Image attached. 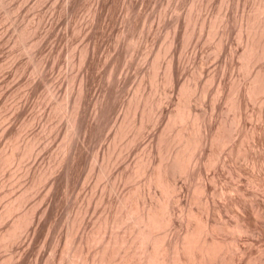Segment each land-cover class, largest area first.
<instances>
[{
  "label": "rangeland",
  "instance_id": "374dc122",
  "mask_svg": "<svg viewBox=\"0 0 264 264\" xmlns=\"http://www.w3.org/2000/svg\"><path fill=\"white\" fill-rule=\"evenodd\" d=\"M263 1L264 0H0V237L2 236V238H6L7 240L4 241L0 239V264H65L67 262L69 263L68 260L71 258L70 254H74L71 253V251L74 252V250H77L81 245L82 257L88 256L87 258H91L92 253H96V247L99 246L97 249L100 250V248H102V243L111 235L110 231L112 229V224L109 225L110 230L109 227L105 226V228L104 224L106 220L104 221V219H115L116 214L114 213H116L115 211L121 197L130 195L140 203V199H137L139 196L136 197V195H139L141 191L148 195H153L155 192L158 195L160 194L156 187L151 186L152 189H150L151 187H148V184H146L147 174L145 178V176H143L145 174L141 176L142 173L136 174L135 171H137L140 166V164L138 165V163H140L139 158L143 159L147 156L150 157L148 151L154 153L151 154L152 156L150 159L153 158L154 162L156 164L158 163L160 156L155 145L158 143V139L162 133L160 131H163L166 127L165 124H168L167 121H169L168 117L170 115L169 110L173 112L174 109L177 108L176 105L182 104L184 106V102L186 101L190 106H193V108L196 107L193 109V112L196 113L198 111L196 114L204 118V122L201 118L199 119V123L202 125L206 124L207 126H204L208 129L209 133L227 132L228 130L231 131L230 128H233L232 134L236 135H233L230 141L231 143L229 142L230 144L225 146L227 149L225 147L223 148L227 151L221 150V153L223 154L224 152V154H221L222 156L220 155V161L213 163V165L210 164V160L207 162V159H211L209 157L210 155L212 157L215 151V148L214 151H211L209 149L211 147L207 145V148L205 146L204 153H202L205 155L208 152L207 155H202L203 159H201V161L203 163L200 161L201 163L199 162V164L195 166L196 168L191 165V169L189 168L186 170L189 175L191 174V178L187 173L185 174V172L182 173L185 174L182 175L183 178L179 176L181 174L177 176L176 184L180 183L177 185L178 187L180 186L177 198L181 201H177L179 206L177 202L176 206L178 209L182 206L183 209L190 207L195 210H193L195 212L194 214L198 215V217L205 214L204 217L209 218L208 221L210 223L214 222L215 224V221L218 220L215 226L219 228V231H217L218 229L215 230L216 236H214L217 237L218 233V239L222 240L223 238L222 241L227 242L230 246L234 243L232 247L235 245V249H233L238 250H236L238 254L234 250L231 251L232 248L229 250V253H227L228 256H226L228 263L230 262L231 264L233 261L232 264H262V262L264 264V261H262L264 260V219H262L264 218V213H262L264 210V203L262 202V200L264 201V191H262L264 190V146L260 148L261 145H264V105L262 104L264 103V93H261L262 96L260 95L258 98L255 96L257 99L255 97L252 99V97L248 96L246 90L247 86L250 85L248 84L250 83L249 81L254 77L258 65L261 67V64L262 67H264V60L261 59L264 54L260 58L261 61L256 62V65L255 62H248V59H246L244 55L242 56V51H244L243 49L246 47V42L249 41V37L247 36H251L252 33L256 36L260 33L257 36L259 40L254 34L252 36L254 40L260 41L256 43L259 45V51H264V17H262L264 16V8H261V5L264 6ZM254 6L257 10L254 8L253 12L252 8ZM250 14H252V17ZM259 17L263 19V21L261 20V24L263 23L262 26L260 24V19L256 22L257 19L255 18ZM253 19H255V21ZM204 21L205 24L202 23ZM248 22H251V24ZM247 25H249V27H247ZM250 25H252V27H250ZM245 26L249 29H245ZM253 27L254 29H252ZM255 29L256 32H254ZM244 30H246V32ZM242 58L247 64H250L249 67H247L249 64H245ZM243 64L246 65V68ZM251 66L252 68L255 66L256 69H253V74L251 73L252 75L250 76L249 72L252 70V68L250 69ZM169 67L172 71L170 69L168 70ZM245 69H248L249 72ZM166 70L167 74L165 73ZM172 72H174V74H172ZM168 74L169 77L167 76ZM166 76L168 79H166ZM236 80L238 81L237 83ZM247 80L249 81L247 82ZM170 81L171 83L169 84ZM245 82H247V84ZM239 84L243 89H240ZM183 85L186 88H184ZM234 86L236 87L235 89L233 88ZM197 87L199 88L197 89ZM204 88L205 91L203 92ZM139 91L142 93H139ZM220 92H222V94ZM228 93L230 95L233 93L235 96H233L232 102L230 101L232 95L229 97ZM188 94L192 96H188V99H186ZM199 94H203V96ZM140 95L142 96L140 97ZM144 95H149L148 97L152 102L148 97L145 98ZM178 97L180 98L178 99ZM216 97L218 100H216ZM136 98L137 100L140 99V102L137 101ZM249 99L253 101H248ZM131 100L134 101V104H132ZM145 100L146 102H144ZM135 101L137 102L135 103ZM237 101H239L240 106ZM154 102L158 103L155 104ZM135 104H139V106ZM261 105H263V109ZM228 106H230V108L233 106V108L229 109L227 108ZM241 106L242 110L240 109ZM160 107L163 110H161ZM235 108L236 110L233 111ZM136 110H140L143 114H140L141 112L139 111V113ZM259 110H262V113ZM152 111L156 113L157 116L152 113ZM238 111L242 113L239 114ZM127 113L129 114L127 115ZM131 114H133V116ZM135 115L137 119L139 118L138 122ZM139 115H141L142 122L140 121ZM166 115L168 117H166ZM209 117L213 118L208 119ZM149 118L151 120L146 122ZM232 118L234 121L236 120V123H232ZM129 119H134L135 125L134 122H131ZM225 119L229 120L225 121ZM237 119H241L239 120L241 124H239ZM152 120H154L153 124ZM208 120H213V122H209ZM222 120H224V122ZM139 121L142 123V127ZM222 122L223 124L221 126ZM228 122L232 124L230 123V125ZM130 123L133 124L134 127L131 126ZM121 124L122 126L127 124V126L124 125L127 128L123 126L124 129H120L121 131L118 130V128H122ZM129 124L131 128L128 127ZM210 124H212L211 126L213 127H210ZM143 126H146V128ZM204 126L202 127L204 128ZM236 126L238 127L236 128ZM129 128L132 129L130 133L128 131L130 130ZM136 128H139L136 130L139 134L135 133ZM226 128L228 129L227 131H225ZM144 129L146 131H144ZM233 130H236L239 136L236 132L233 133ZM122 131L123 134H121ZM138 131H141V133ZM124 132L127 134H124ZM132 133H134V135H132ZM69 134L72 135L73 138L72 136L69 137ZM121 135L122 137L125 135V140ZM126 135L129 137L127 138L128 141L126 140ZM114 136L116 138H114ZM132 136L136 137V139ZM141 136L143 137L142 139ZM236 136L238 138H236ZM120 137L123 141L120 140ZM246 137L247 139H253V141L247 140ZM114 139H117L119 144L118 145L115 140L117 147L113 142ZM131 140L135 143L134 145L133 143L130 145V142H132ZM247 141L248 143L246 144ZM249 141H251L252 144H249L251 143ZM236 144H240V148H238ZM62 145L66 146L62 147ZM121 145L123 146L122 149ZM244 145H247V147ZM150 146L153 147V149L147 151V149H151ZM72 147H75V149ZM115 147L117 150H115ZM154 147L156 148L155 150ZM111 148L113 151H111ZM241 148L243 150H241ZM235 149L239 150L241 154H238L239 151L234 152ZM73 150L76 153L73 152ZM109 150L110 153L112 152L110 155L109 153L107 154ZM231 151H233V153H231ZM242 151L244 153H242ZM249 151L250 154H248ZM230 153L231 155H236L231 156ZM73 154L76 156L73 157ZM142 155L145 157H142ZM239 155L241 158H237ZM245 155L247 157H245ZM235 157L237 160H235ZM243 158H248L247 160H250L244 161L245 159ZM262 158L263 160H261ZM253 160L254 164L252 163ZM136 161L138 162L137 164ZM249 162H251L250 165ZM154 164L153 167L155 168L156 164L155 166ZM221 166L224 167L221 168ZM153 167H151L150 170H152ZM197 167L200 172L197 171ZM212 167H214V169ZM208 168L210 170H207ZM247 168L250 174L245 173L247 172ZM214 171L216 173H213ZM258 173H262L263 175H259ZM203 174L204 176L207 174L209 178H207V176L204 177ZM237 176H239V179ZM249 176H252V179ZM212 177L217 179L211 180ZM186 178H190V182ZM259 178L261 179L260 181ZM208 179L211 180V182ZM236 179L238 180L234 181ZM246 179L248 180L246 181ZM178 180L180 181L178 182ZM184 180H186V182ZM198 180L201 182H198ZM250 180L254 181L255 185L252 184L253 182L250 184ZM188 182L189 184L192 183L190 184L192 185L190 188L189 184H187ZM139 183L140 186L143 184L142 187L145 189L139 187L137 190ZM246 183L250 185H246ZM260 183L261 186L263 185V189ZM203 184L207 185L206 190H209L203 191L202 188L200 190ZM240 184L241 189L239 188ZM197 185L200 187L197 188ZM212 185L214 186L212 187ZM231 185L232 188L230 187ZM233 185H235V188ZM256 185L260 187L261 190L257 188ZM193 188L195 189L193 190ZM229 188H231L232 191ZM245 188L249 192L246 191ZM247 188L251 189L249 190ZM203 189H205L204 185ZM210 189L213 192H211ZM132 190L133 195L131 194ZM135 190L137 191L136 195ZM152 190H154V192ZM196 191L197 193L200 192L196 194L197 196L199 195L198 198L196 195L195 198L192 194L193 192L195 194ZM188 192L192 193L188 194ZM224 192L226 194H224ZM240 192L247 196L241 195ZM202 193L206 194L204 195ZM215 193H222L223 197L221 194ZM256 193L262 198L259 199L260 197L258 198ZM214 194L217 197H215ZM249 195L253 197L251 198ZM186 196H188L187 198L189 200L185 199ZM233 199L239 202H236L238 208L234 206L235 202ZM257 199L258 202L262 204L256 202ZM192 200L193 202L196 201L197 204H193ZM251 200H253L251 203H257L256 206L252 204L255 206L252 208L258 211L259 215L251 208V203H248V201ZM115 201H117L118 204ZM179 202H181L182 206ZM186 202L192 203L193 206L192 204L188 205L189 203L187 204ZM212 203L217 207H214ZM205 204L208 206L211 204L209 206L208 215L206 214V207L208 206ZM258 205H260V207L262 206L261 209L258 208ZM246 206L248 208L250 207L248 209L249 211ZM200 207L205 210L204 214L203 212L200 213V211H202ZM109 208L111 210L110 212H108ZM213 209L218 210L214 211ZM243 210L244 212L246 211L244 213L246 216L243 215ZM231 211L233 213H230ZM29 212L33 215L31 216V220H29L30 222H28L29 226H26V232L24 230L22 235H19L20 238L17 237V241L8 240L7 238L10 235L9 230L12 232V229H14L13 227H16L18 222H22L24 218L30 214ZM111 212H113V215L110 214ZM177 212V223L175 222L176 225H174L171 231L173 232L176 229V231L178 230L179 232H171L172 235L176 233L183 234L185 231L184 229H187L185 228L187 227V222L193 223V227L196 226V221L199 219L197 216L194 219H188L186 214L179 216V214L182 213L179 210ZM234 212L235 214L237 213V215H234ZM249 212L254 215H250ZM255 214L258 217H256ZM209 215L212 216L209 217ZM214 216L217 217L215 220ZM222 216H224L223 219L225 222ZM233 216L237 217L234 219ZM184 218H187L185 219L187 221H185ZM242 219L246 221L249 219V221L248 223L243 221V223L241 222ZM255 219H257L256 222H254ZM179 223H182V225H179ZM222 223L227 225L229 223V226H234V228L232 226L229 227V230H233V232H230L228 229H220L222 225L224 226ZM98 226L100 228L103 226L107 230L102 228V230H105L102 231ZM235 226H239L242 231L238 229L239 227ZM77 227L81 232H79L80 230ZM119 227L114 226L112 230L119 229L115 231L121 236L124 234V227L121 225ZM177 227L180 228L178 229ZM92 228L96 230L93 231ZM98 228L99 230H97ZM235 228L238 229V231H234ZM259 228L261 231H258ZM77 231L78 234L76 233ZM159 231H162L160 233L163 235L164 230L160 229ZM159 231H157L158 235H160ZM243 231H245V233ZM7 232L8 237L4 236L5 234L7 235ZM95 232L98 233L95 234ZM88 233L91 235L89 236ZM238 234H241V237H239ZM93 235H96L94 236L95 238ZM231 235H233V238ZM220 236H222V238ZM257 236H260L259 239ZM89 237L91 243H88ZM235 237L239 240L237 239V241ZM70 238L72 242L71 240L68 241ZM228 238H230L229 242L226 240ZM240 238L243 241L242 244V241L239 243L241 240ZM244 238H248L249 240H245ZM83 240L85 242L88 241L84 243ZM252 240L253 242H251ZM248 241H250V243ZM75 242L77 244L79 242L80 244L77 246ZM87 243L89 246H87ZM92 243H94V245ZM239 247L241 250H239ZM68 249L70 250L67 253L66 250ZM63 251L67 253V256H65L66 253L64 254ZM240 251L245 253L241 254ZM229 254H232L231 258L233 260L229 258ZM61 256L62 258H60ZM235 256L236 258H234ZM241 256L243 257L240 258ZM61 259L64 262H59ZM249 259L250 261L253 260V262L255 260V262L251 263Z\"/></svg>",
  "mask_w": 264,
  "mask_h": 264
},
{
  "label": "bare ground",
  "instance_id": "6f19581e",
  "mask_svg": "<svg viewBox=\"0 0 264 264\" xmlns=\"http://www.w3.org/2000/svg\"><path fill=\"white\" fill-rule=\"evenodd\" d=\"M256 1H258V0H256ZM260 3V2H259ZM263 3H264V1H263ZM262 3V4H263ZM256 4V3H255ZM261 4V3H260ZM257 5H259V4H257ZM256 5V6H257ZM253 6V5H252ZM260 6V5H259ZM264 8V6H262L261 5V8ZM255 8V6L252 8V10ZM256 9V8H255ZM257 10V9H256ZM259 10V9H258ZM261 10V9H260ZM250 12V11H249ZM253 12H254V10H253ZM256 12V11H255ZM264 12V11H263ZM262 12V13H263ZM251 13H252V11H251ZM257 13V12H256ZM262 13H260V14H262ZM249 14V13H248ZM253 15H254V13H252ZM252 14H250L251 15V17H252ZM263 15V14H262ZM247 17V16H246ZM251 17H250V19H251ZM255 17H258V16H255ZM262 17H264V16H262ZM261 17V18H262ZM249 18V17H248ZM254 18V17H253ZM255 19H257V21L256 22H258V19H260V17L259 18H255ZM255 19H253L254 21H255ZM246 20H247V18H246ZM261 20L263 21V19H260V24H261ZM241 21H243V20H241ZM253 21V22H254ZM244 22V21H243ZM256 22H254V23H256ZM202 23H204L205 24V21L204 22H202ZM249 23V22H248ZM264 23V22H263ZM263 23L261 24V26L263 25ZM203 24V25H204ZM242 24V23H241ZM249 24H251V22L249 23ZM257 24V23H256ZM259 25V24H258ZM257 25V26H258ZM254 26V25H253ZM256 26V25H255ZM260 26V27H261ZM241 27V26H240ZM242 27H243V24H242ZM247 27H249V25H247ZM250 27H252V25H250ZM257 28V27H256ZM245 29H247L246 28V26H245ZM249 29V28H248ZM247 29V30H248ZM252 29H254V27L252 28ZM260 29V28H259ZM263 29V28H262ZM251 30V29H250ZM245 32H246V30H244ZM253 31V30H252ZM251 31V32H252ZM260 31H261V29H260ZM242 32V31H241ZM248 32V31H247ZM254 32H256V29L254 30ZM257 32H258V30H257ZM241 34V33H240ZM244 34V33H243ZM254 33H252L251 34V36L253 35ZM260 33H258V35H259ZM262 34V33H261ZM257 35V36H258ZM243 36V35H242ZM250 35H248L247 37H249L248 38V40L249 41H247L246 42V47H245V49H243L244 51H242L243 53H242V56L244 55V57L246 58V59H248V62H255V65L257 64L256 62L257 61H261L260 60V58L262 57V55L264 54V51L262 52H260L259 51V49H258V46L259 45H257L256 43H259L257 40H254V38H253V36L251 37ZM254 36H256L255 34H254ZM256 36V37H257ZM260 36H262V35H260ZM259 36V37H260ZM263 36H264V34H263ZM241 37V36H240ZM244 37V36H243ZM242 38V37H241ZM246 38V37H245ZM258 38V37H257ZM244 39V38H243ZM256 39V38H255ZM262 39V38H261ZM258 40H259V38H258ZM264 40V39H263ZM256 41V42H255ZM262 41V40H261ZM244 42V41H243ZM264 42V41H263ZM263 42H262V45H263ZM261 44V43H260ZM264 46V45H263ZM262 47V46H261ZM260 48V47H259ZM263 48V47H262ZM261 50V49H260ZM264 57V56H263ZM261 58V59H263L264 60V58ZM240 58H241V56H240ZM243 59V58H242ZM244 60V59H243ZM242 60V61H243ZM171 61V60H170ZM169 62V61H168ZM167 62V63H168ZM244 62H245V64H247L246 63V61L244 60ZM263 62V61H262ZM170 63V62H169ZM168 63V64H169ZM264 63V62H263ZM171 64H172V62H171ZM245 64H243V65H245ZM249 64V63H248ZM247 64V65H248ZM252 64H254V63H252ZM169 66V65H168ZM167 66V67H168ZM171 66V65H170ZM241 66V65H240ZM250 66V64L247 66V67H249ZM260 66L261 67H259V65H258V68H257V70H255L256 68H255V66H254V68H252V66L250 67V69L252 68V70H251V72H249L248 71V69L246 70V71H248L247 73L251 76L252 74H253V72L252 71H256L255 73H254V77H252V79L249 81V80H247V82L249 81L250 83H248V84H250L249 86H247V88H246V90H247V94H248V96L249 97H252V99H254V97L256 96L257 98H258V96H260L261 95V93H264V67H262V65L260 64ZM243 67V66H242ZM257 67V66H256ZM240 68V67H239ZM244 68V67H243ZM242 68V69H243ZM245 68H246V65H245ZM165 69H166V67H165ZM170 69V67L168 68V70ZM254 69V70H253ZM171 70V69H170ZM172 71V70H171ZM173 71H174V69H173ZM167 72V70L165 71V73ZM246 73V72H245ZM252 73V74H251ZM167 74V73H166ZM165 74V75H166ZM172 74H174V72H172ZM245 75H247V74H245ZM168 77H169V74L167 75ZM166 76V79H168V77ZM171 76V75H170ZM250 76H249V78H250ZM174 77V76H173ZM175 78V77H174ZM248 78V77H247ZM165 79V80H166ZM170 80H171V77H170ZM174 80V79H173ZM164 81V80H163ZM172 81V80H171ZM171 81L169 82V84L171 83ZM168 82V81H167ZM167 82H166V84H167ZM238 81L236 80V83H237ZM247 82H245L246 84H247ZM157 83V82H156ZM162 84H164V83H162ZM168 84V85H169ZM194 84V83H193ZM234 84V83H233ZM241 84V83H240ZM239 84V87H240V89L242 88L241 87V85ZM243 84V83H242ZM188 85V84H187ZM197 85V84H196ZM238 85V84H237ZM205 86V85H204ZM183 87H184V85H183ZM183 87H181V88H183ZM201 87V86H200ZM203 87V86H202ZM220 87V86H219ZM219 87H218V89H219ZM184 88H186V87H184ZM199 87H197V89H198ZM234 89L236 88L235 86L233 87ZM188 89V88H187ZM196 89V90H197ZM243 89V88H242ZM244 89H245V86H244ZM181 90H184V89H181ZM203 90V89H202ZM201 90V91H202ZM206 90H207V87H206ZM224 90V89H223ZM236 90H238V89H236ZM236 90H234V91H236ZM205 91V88H204V90H203V92ZM219 91H221V90H219ZM233 91V92H234ZM240 91V90H239ZM238 91V92H239ZM243 91V90H242ZM141 91H139V93H140ZM180 92H183V91H180ZM243 92H245V91H243ZM142 93V92H141ZM221 94H222V92H220ZM137 94V93H136ZM191 94H193V93H191ZM194 94H196V93H194ZM201 94V93H200ZM199 94V95H200ZM205 94V93H204ZM216 94V93H215ZM219 94V93H218ZM221 94H219V95H221ZM238 94V93H237ZM206 95V94H205ZM217 95V94H216ZM228 95H229V97L231 96V99H230V101L232 100V98H233V93L230 95L229 93H228ZM242 95H244V94H242ZM241 95V96H242ZM136 96V95H135ZM142 95H140V97H141ZM145 96V95H144ZM149 95H147V96H145V98H147ZM183 96V95H182ZM188 96H192V95H187L186 96V99H188ZM200 96H203V94L202 95H200ZM215 96V95H214ZM236 96H238V95H236ZM239 96H240V93H239ZM247 96V95H246ZM262 96V95H261ZM181 97V96H180ZM180 97H178V99L180 98ZM217 97L219 98V96L217 95ZM216 97V98H217ZM235 97V96H234ZM245 97V96H244ZM243 97V98H244ZM255 97V98H256ZM137 98H138V96H137ZM137 98H136V100H137ZM142 98H144V97H142ZM144 98V99H145ZM218 98L216 99V100H218ZM242 98V99H243ZM247 98V97H246ZM256 98V99H257ZM148 99H149V97H148ZM148 99H146V100H148ZM182 99V98H181ZM196 99V98H195ZM199 99V98H198ZM197 99V100H198ZM201 99V98H200ZM237 99V98H236ZM238 99H239V97H238ZM241 99V100H242ZM252 99H249L248 101H250V100H252ZM259 99H261V98H259ZM259 99H258V101H259ZM262 99H263V97H262ZM146 100L144 101V102H146ZM150 101H151V99H149ZM161 100V99H160ZM228 100H229V98H228ZM235 100V99H234ZM132 101V104H134L133 102V100H131ZM137 101H139L140 102V99L139 100H137ZM137 101H135V103L137 102ZM180 101V100H179ZM230 101H229V103H230ZM236 101V100H235ZM253 101V100H252ZM255 101V100H254ZM142 102V101H141ZM148 102V101H147ZM152 102V101H151ZM182 102V101H181ZM180 102V103H181ZM199 102V101H198ZM232 102V101H231ZM238 102V104H239V101H237ZM261 102V101H260ZM264 102V101H263ZM155 103V102H154ZM154 103H152L153 105H155V104H157L158 102H156L155 104ZM177 103V102H176ZM185 103V105L183 106L182 104H180V105H176V107L177 108H175L174 109V111L173 112H171L169 109V112H170V115H169V117L166 115V117H168L169 118V121H167L168 122V124H165L166 125V127L163 129V131H160V132H162L161 133V135H160V138L159 137H157V138H159L158 139V143H156V145L153 143V142H151V143H153L154 145H155V147L157 148V152H158V154H159V156H160V160L158 161V163L156 164L155 162H154V160H153V158L152 159H150V157L152 156L151 154H154V153H150L151 151H148V150H152L153 149V147H151V149H147V151L150 153H148V155H150V157L149 156H147L146 158H148V159H146V158H143V159H146V160H143V159H141V158H139L140 160H142V161H140L139 159V162L140 163H138L137 161H136V164L138 163V165L140 164V166L138 167V169H137V171H135L136 172V174H141V176L143 175V174H145V175H143V176H145V178H146V174H147V183L146 184H148V187H151V186H154V187H156V189H158L159 190V192H160V196L158 195V194H156V192H155V194H153V195H148V194H145L144 192L142 193V191L139 193V195H136V193H137V191L135 192V195H136V197L137 196H139V198L137 197V199H140V203H138L139 201H136L134 198H133V196H130V195H128V196H124V197H121V200H119V197H118V200H119V205L117 206V208H116V211L115 210H113V211H115L116 213H114V214H116V217H115V219L113 218L112 220H110V219H104V221L106 220V222H105V224H104V227L106 226V227H109V225L110 224H112V226H111V228L112 229H114L113 227L114 226H123L124 227V234H122L121 236L120 235H118V233H116V231L115 230H117V229H115V230H112L111 229V235H110V237L108 238H106L107 240L105 241V242H103L102 243V248H100V250H98L97 248L99 247H96V253L95 254H93L92 253V255H91V258H87V257H82V253H81V248L80 247H82V245L81 246H79V248H77V250H74V252H72L71 251V253H74V254H70V252H69V254L71 255V258H70V260H68L69 261V263L70 264H227L228 262V260H227V257L226 256H228L227 255V253H229V250H231V248H232V250L231 251H233L235 248H234V246L235 245H233V247H232V244H234V243H232L231 244V246L227 243V242H224V241H222L223 240V238H222V236H220L221 238H222V240H220V239H218L217 237H218V233H217V237H215L216 235H215V230H217V231H219V228H217V226H215V225H217L216 224V222L218 221H215V224H214V222L213 223H210L209 221H208V219L209 218H205L204 217V212H205V210H203L201 207V209H202V211H200V213L201 212H203V214L204 215H201V216H199L198 217V215H195L194 213V209H192V208H188L187 206V209L186 208H182L183 206L181 205V202H179L180 203V205L182 206L181 208H179L178 209V207L176 206V202L177 201H179L180 199H178L177 198V193H178V190H179V187L177 186L178 184H180V183H177L176 184V182H177V176L179 175V174H181V175H179V176H181L182 178H183V176L182 175H185L186 173L188 174V172H186V170H188L190 167H191V165L194 167V168H196L195 166H197L198 164H199V162L201 161V159H203V156L202 155H204V154H202V153H204V151H205V146H206V148H207V145H209V147H211V148H209L211 151H214V148H215V151L213 152V155H212V157H211V155H210V157L209 158H211V159H207V162H208V160H210L209 162H210V164H212L213 165V163H216L217 161H220L219 159L221 158V156L224 154V152H223V154L221 153V150L225 147V146H227L228 144H230L231 142V139H232V136L233 135H236V134H232V129L233 128H230L231 129V131H229L227 128H226V130L225 131H227V132H217V133H215V132H211V133H209V131H208V129L204 126V125H206V124H201V123H199L200 121H199V119H201L202 117H200V115H198V114H196L195 112H193V109H195V108H193V106H190L188 103H187V101L186 102H184ZM197 103V102H196ZM236 103V102H235ZM131 104V105H132ZM142 104V103H141ZM141 104H140V106H141ZM163 104V103H162ZM192 104V103H191ZM198 104V103H197ZM233 104V103H232ZM237 104V103H236ZM236 104H235V106H236ZM263 105H264V103H262ZM135 105H138L139 106V104H135ZM150 105V104H149ZM194 105H196V104H194ZM230 105V104H229ZM263 105H261L260 107L263 109ZM133 106V105H132ZM161 106V105H160ZM197 106V105H196ZM231 106V105H230ZM230 106H228L227 108H229V109H232L233 108V106H232V108H230ZM239 106H240V104H239ZM136 107V106H135ZM159 107V106H158ZM192 107V108H191ZM237 107V106H236ZM131 108V107H130ZM137 108V107H136ZM156 108V107H155ZM155 108H154V111H155ZM174 108V107H173ZM129 109V108H128ZM134 109V108H133ZM133 109H131V110H133ZM159 109V108H158ZM160 109H161V107H160ZM240 109L242 110V106L240 107ZM239 109V110H240ZM260 109V108H259ZM130 110V109H129ZM161 110H163V109H161ZM198 110V109H197ZM236 110V108L235 109H233V111H235ZM237 110H238V108H237ZM136 111H138V110H136ZM140 111V110H139ZM138 111V112H139ZM167 111V110H166ZM195 111V110H194ZM200 111V110H199ZM227 111V110H226ZM260 111V110H259ZM129 112V111H128ZM133 112V111H132ZM135 112V111H134ZM141 112V111H140ZM139 112V113H140ZM156 112V111H155ZM159 112H161V111H159ZM261 113H262V110L260 111ZM130 113V112H129ZM129 113H127V115L129 114ZM152 113H154L153 111H152ZM201 113V112H200ZM206 113V112H205ZM238 113H239V111H238ZM242 113V112H241ZM241 113H239V114H241ZM260 113V114H261ZM140 114H143L142 112L140 113ZM155 115H156V113H154ZM153 114V115H154ZM166 114H167V112H166ZM207 114V113H206ZM213 114V113H212ZM237 114V113H236ZM235 114V115H236ZM132 116H133V114H131ZM210 115V114H209ZM238 115V114H237ZM243 115V114H242ZM241 115V116H242ZM258 115H259V113H258ZM264 115V114H263ZM130 116V115H129ZM131 116V117H132ZM138 116V115H137ZM140 116V121H141V115H139ZM144 116H145V114H144ZM144 116H142V117H144ZM152 116V115H151ZM157 116V115H156ZM159 116V115H158ZM204 116V115H203ZM207 116V115H206ZM212 116V115H211ZM234 116V115H233ZM240 116V115H239ZM260 116V115H259ZM261 116H262V114H261ZM135 117H136V115H135ZM135 117H134V119H135ZM223 117V116H222ZM238 117V116H237ZM126 118H128V117H126ZM145 118V117H144ZM143 118V119H144ZM205 118H207V117H205ZM211 118H213V117H209L208 119H211ZM221 118V117H220ZM225 118V117H224ZM223 118V119H224ZM243 118V117H242ZM241 118V119H242ZM134 119H129V120H131V122L134 120ZM136 119H137V117H136ZM139 119V118H138ZM138 119H137V122H138ZM154 119H155V117H154ZM156 119H158V118H156ZM203 120V122H204V118H202ZM222 119V118H221ZM233 119V118H232ZM236 119V118H235ZM241 119H237V121H239V120H241ZM127 120V119H126ZM128 120V121H129ZM148 120H151L150 118L149 119H147V121L146 122H148ZM160 120H161V118H160ZM166 120V119H165ZM164 120V121H165ZM227 119H225V121H226ZM229 120V119H228ZM227 120V121H228ZM125 121V120H124ZM139 121V122H140ZM153 121L154 120H152V124H153ZM158 121V120H157ZM201 121V122H202ZM209 121V120H208ZM207 121V122H208ZM223 122H224V120H222ZM231 121V120H230ZM236 121V120H235ZM234 121V119H233V121H232V123L234 122V123H236ZM126 122V121H125ZM134 122V121H133ZM142 122V121H141ZM140 122V123H141ZM144 122H145V120H144ZM209 122H213V120L212 121H209ZM208 122V123H209ZM221 122V121H220ZM223 122L221 123V126H222V124H223ZM127 123V122H126ZM159 123V122H158ZM165 123V122H164ZM216 123V122H215ZM229 123V122H228ZM231 123V122H230ZM229 123V124H230ZM231 123V124H232ZM233 123V124H234ZM131 124V123H130ZM130 124L128 125V127H130ZM147 124V123H146ZM151 124V123H150ZM155 124V123H154ZM157 124V123H156ZM220 124V123H219ZM230 124V125H231ZM239 124H241L240 123V121H239ZM125 125V124H124ZM123 125V126H124ZM134 125H135V122H134ZM148 125V124H147ZM164 125V124H163ZM164 125V126H165ZM212 124H210V127H213V126H211ZM217 125V124H216ZM215 125V126H216ZM236 125V124H235ZM234 125V126H235ZM238 125V124H237ZM121 126H122V124H121ZM122 126V128L120 127V128H118V130H120V129H124V127L125 126H127V124L123 127ZM131 126H133V124H131ZM139 126V125H138ZM137 126V127H138ZM202 126H204V128L202 127ZM207 126V125H206ZM209 126V125H208ZM214 126V127H215ZM218 126V125H217ZM224 126H226V125H224ZM228 126V125H227ZM233 126V127H234ZM134 127V126H133ZM132 127V128H133ZM141 127H142V123H141ZM143 127H145L146 128V126H143ZM238 126H236V128H237ZM240 127V126H239ZM125 128H127V127H125ZM131 128V127H130ZM129 128V129H130ZM209 128V127H208ZM219 128H220V126H219ZM229 128V127H228ZM241 128V127H240ZM137 129H139V128H136L135 129V131L137 130ZM222 129V128H221ZM223 129H225V128H223ZM239 129V128H238ZM132 129H130V130H128L129 131V133H130V131H131ZM134 130V129H133ZM209 130H210V128H209ZM213 130V129H212ZM217 130H219V129H217ZM237 130V129H236ZM236 130L234 131L233 130V133L234 132H236ZM121 131V130H120ZM123 131H126V130H123ZM123 131H122V133L121 134H123ZM144 131H146L145 129H144ZM215 131V130H214ZM237 131H239V130H237ZM254 131V130H253ZM119 132V131H118ZM132 132V131H131ZM134 132V131H133ZM138 132H140L141 133V131H138ZM159 132V133H160ZM249 132V131H248ZM117 133V132H116ZM120 133V132H119ZM126 132H124V134H125ZM135 133H137V131L135 132ZM145 133V132H144ZM237 134H238V132H236ZM127 134V133H126ZM137 134H139V133H137ZM136 134V135H137ZM245 134V133H244ZM249 134V133H248ZM251 134V133H250ZM254 134V133H253ZM70 135V134H69ZM68 135V136H69ZM74 135V134H73ZM129 135V134H128ZM128 135H126V140H127V138H129V137H127ZM132 135H134V133H132ZM141 135V134H140ZM143 135H145V134H143ZM159 135V134H158ZM242 135H243V133H242ZM241 135V136H242ZM252 135V134H251ZM67 136V137H68ZM72 135H70L69 137H71ZM79 136V135H78ZM125 136V135H124ZM123 136V137H124ZM130 136V135H129ZM146 136V135H145ZM156 136V135H155ZM238 136H239V134H238ZM246 136V135H245ZM249 136V135H248ZM253 136V135H252ZM251 136V137H252ZM68 137V138H69ZM118 137H119V135H118ZM117 137V138H118ZM121 137H122V135H121ZM120 137V138H121ZM122 137V138H123ZM133 137V136H132ZM132 137H131V139H132ZM138 137H139V135H138ZM244 137V136H243ZM250 137V136H249ZM67 138V139H68ZM72 138H73V136H72ZM114 138H116L115 136H114ZM120 139L121 141H123V139ZM133 138H135L136 139V137H133ZM140 138V137H139ZM143 137L141 136V139H142ZM157 138H156V140H157ZM235 138V137H234ZM236 138H238L237 136H236ZM235 138V139H236ZM253 138V137H252ZM75 139H76V137H75ZM78 139H80V138H78ZM245 139V138H244ZM243 139V140H244ZM246 139H247V137H246ZM249 139V138H248ZM247 139V140H248ZM74 140V139H73ZM77 140V139H76ZM115 140H116V142H117V139H114V144H115ZM124 140H125V137H124ZM133 140V139H132ZM131 140V141H132ZM137 140H138V138H137ZM249 140H252L253 141V139H249ZM120 141V142H121ZM128 141V140H127ZM130 141V140H129ZM233 141V140H232ZM239 141V140H238ZM246 141V140H245ZM245 141H244V143H245ZM71 142H72V140H71ZM77 142V141H76ZM112 142V143H113ZM135 142V141H134ZM157 142V141H156ZM230 142V143H229ZM234 142V141H233ZM249 142H251V141H249ZM66 143V142H65ZM122 143V142H121ZM128 143V142H127ZM131 143H133V141L132 142H130V145H131ZM243 143V144H244ZM248 143V141L246 142V144ZM72 144H73V142H72ZM77 144V143H76ZM75 144V145H76ZM113 144V145H114ZM117 144H118V142H117ZM117 144H115V146L117 147ZM126 144V143H125ZM135 143H133V145H134ZM241 144H242V141H241ZM249 144H252V142L251 143H249ZM255 144V143H254ZM119 145V144H118ZM152 145V144H151ZM234 145V144H233ZM237 145V144H236ZM240 145V144H239ZM239 145H237L238 146V148H240L239 147ZM63 146H66V145H62V147ZM122 146V145H121ZM120 146V147H121ZM149 146V145H148ZM216 146V147H215ZM241 146V145H240ZM244 146H246L247 147V145H244ZM243 146V147H244ZM257 146V145H256ZM262 146H264V145H261L260 146V148H262ZM109 147H111V146H109ZM115 147V150H117V148ZM119 147V146H118ZM154 147V150L156 149ZM242 147V148H243ZM250 147V146H249ZM248 147V148H249ZM254 148H256L255 146H253ZM65 148V147H64ZM72 148H74L75 149V147H72ZM114 148V147H113ZM123 148V146L121 147V149ZM129 148H131V147H129ZM128 148V149H129ZM212 148H213V150H212ZM217 148H219V149H217ZM226 148V147H225ZM234 148H235V146H234ZM241 148V150H243ZM63 149V148H62ZM112 149V148H111ZM126 149V148H125ZM217 149V150H216ZM227 149V148H226ZM233 149V148H232ZM247 149V148H246ZM245 149V150H246ZM63 150H65V149H63ZM209 150V151H210ZM224 150V149H223ZM230 150V149H229ZM234 150V149H233ZM253 150V149H252ZM111 151H113V149L111 150ZM224 151H227V150H224ZM236 151H239V150H236L235 149V151L234 152H236ZM247 151V150H246ZM73 152H75L74 150H73ZM153 152V151H152ZM261 152H262V149H261ZM263 152H264V149H263ZM76 153V152H75ZM109 153V155L112 153H110V150H109V152H107V154ZM144 153H145V151H144ZM206 153V152H205ZM231 153H233V151H231ZM231 153H230V155H231ZM242 153H244L243 151H242ZM246 153V152H245ZM207 154H208V152H207ZM207 154H205V155H207ZM222 154V155H221ZM238 154H241V152L239 151V153ZM248 154H250V151L248 152ZM247 154V155H248ZM74 156L73 157H75L76 155L75 154H73ZM204 155V156H205ZM221 155V156H220ZM226 155V154H225ZM224 155V156H225ZM236 155V154H235ZM235 155H231V156H235ZM244 155V154H243ZM62 156V155H61ZM144 155H142V157H143ZM155 156V155H154ZM201 156H202V158H201ZM242 156V155H241ZM249 156V155H248ZM145 157V156H144ZM156 157H157V155H156ZM227 157V156H226ZM238 157H240V155L239 156H237V158ZM244 157V156H243ZM245 157H247L246 155H245ZM63 158V157H62ZM208 158V157H207ZM241 158V157H240ZM249 158H251V157H249ZM243 159H245L244 161H249V160H247L248 158H243ZM158 160V159H157ZM233 160H234V158H233ZM235 160H237L236 159V157H235ZM239 160H241V159H239ZM252 160V159H251ZM261 160H263V158L261 159ZM244 161H243V163H244ZM264 161V160H263ZM62 162V161H61ZM202 162V161H201ZM200 162V163H201ZM205 162H206V160H205ZM224 162V161H223ZM231 162H233V161H231ZM236 162V161H235ZM262 162V161H261ZM60 163V162H59ZM156 164V167L154 168L153 167V164ZM203 163V162H202ZM219 163V162H218ZM225 163V162H224ZM223 163V164H224ZM250 163L251 162H249V165H250ZM253 164H254V160H253V162H252ZM260 163V162H259ZM258 163V164H259ZM263 163V162H262ZM155 164H154V166H155ZM206 164V163H205ZM204 164V165H205ZM209 164V163H208ZM221 164V163H220ZM222 164V165H223ZM242 164V163H241ZM253 164H251V165H253ZM216 165H218V164H216ZM246 165H247V162H246ZM245 165V166H246ZM199 166H201V165H199ZM207 166V165H206ZM210 166V165H209ZM248 166V165H247ZM260 166L262 167V165L260 164ZM151 167H153L154 168V170H153V168H152V170H150L151 169ZM204 167V166H203ZM203 167H202V169H203ZM211 167V166H210ZM218 167V166H217ZM222 167H224V166H221V168ZM238 167V166H237ZM255 167H257V166H255ZM193 168V170L195 171V169ZM200 168V167H199ZM206 168V167H205ZM213 169H214V167H212ZM249 168V167H248ZM248 168H247V172H245V173H248ZM191 169V168H190ZM213 169H211V170H213ZM218 169V168H217ZM240 169V168H239ZM252 169V168H251ZM192 170V171H193ZM207 170H210L209 168L207 169ZM206 170V171H207ZM257 170V169H256ZM262 170V169H261ZM131 171H133V170H131ZM130 171V172H131ZM193 171V172H194ZM197 171H199L200 172V170H198V167H197ZM217 171V170H216ZM239 171H241V170H239ZM250 171V170H249ZM255 171V170H254ZM257 171H259V170H257ZM129 172V173H130ZM183 172H185V174H182ZM191 172V171H190ZM192 172V173H193ZM202 172V171H201ZM207 172H209V171H207ZM211 172V171H210ZM243 172V171H242ZM252 172V171H251ZM134 173V172H133ZM197 173V172H196ZM203 173V172H202ZM212 173V172H211ZM213 173H216L215 171L213 172ZM241 173V172H240ZM255 173V172H254ZM208 174V173H207ZM207 174L205 175V176H207ZM239 174V173H238ZM242 174V173H241ZM241 174H239V175H241ZM248 174H250V173H248ZM259 175L260 174H262V173H258ZM257 174V175H258ZM47 175V174H46ZM45 175V176H46ZM126 175H127V173H126ZM129 175H131V174H129ZM189 175V174H188ZM191 175V174H190ZM189 175V177L191 178V176ZM192 175H194V174H192ZM195 175H197V174H195ZM199 175H200V173H199ZM199 175H198V177H199ZM212 176H214L213 174H211ZM216 175V174H215ZM256 175V174H255ZM263 175V174H262ZM261 175V176H262ZM133 176V175H132ZM138 176V175H137ZM140 176V177H141ZM187 176V175H186ZM186 176H184V177H186ZM201 176H202V174H201ZM203 176H204V174H203ZM204 176V177H205ZM235 176V175H234ZM242 176V175H241ZM254 176V175H253ZM260 176V177H261ZM123 177V176H122ZM193 178H195L194 176H192ZM250 177V176H249ZM248 177V178H249ZM252 177V176H251ZM250 177V178H251ZM126 178V177H125ZM138 178V177H137ZM189 178V179H190ZM197 178V177H196ZM201 178V177H200ZM199 178V179H200ZM207 178H209L208 176H207ZM207 178H206V180H207ZM216 178V177H215ZM237 178L239 179V176H237ZM249 178V179H250ZM257 178V177H256ZM264 178V177H263ZM142 179V178H141ZM179 179V178H178ZM181 179V178H180ZM187 179V178H186ZM189 179H187L188 181H189ZM214 178L212 177V179L211 180H213ZM217 179V178H216ZM216 179H214V180H216ZM238 179H236V180H234V181H237ZM252 179V178H251ZM254 179V178H253ZM130 180H132V179H130ZM139 180V179H138ZM145 180V181H146ZM204 180H205V178H204ZM204 180H202V181H204ZM209 180V179H208ZM211 180H209L210 182H211ZM248 179H246V181H247ZM254 180H256V179H254ZM261 179L259 178V181H260ZM263 180V179H262ZM127 181V180H126ZM180 180H178V182H179ZM185 182H186V180H184ZM193 181H194V179H193ZM197 181V180H196ZM240 181V180H239ZM251 181V180H250ZM258 181V180H257ZM258 181V182H259ZM143 182V181H142ZM182 182H183V180H182ZM181 182V183H182ZM190 182V181H189ZM189 182L187 183V184H189ZM198 182H201V181H199L198 180ZM206 182V181H205ZM249 182V181H248ZM253 182V183H252ZM258 182H257V184H258ZM263 182H264V180H263ZM144 183V182H143ZM194 183H196V182H194ZM208 183V182H207ZM217 183V182H216ZM235 183V182H234ZM233 183V184H234ZM250 184L252 183V184H254V181H251V182H249ZM249 183H246V185L247 184H249ZM255 183H256V181H255ZM145 184V185H146ZM185 184V183H184ZM190 184H192V183H190ZM189 184V188H190V186H192V185H190ZM198 184H200V183H198ZM214 184V183H213ZM238 184H239V182H238ZM249 184V185H250ZM136 185V184H135ZM143 185V184H142ZM142 185L140 186V183H139V185H138V188H137V190L139 189V187H142ZM144 185V186H145ZM203 185H204V188L205 189H203ZM202 185V187H200V190H201V188H202V190L203 191H205L206 190V187H207V185H205V184H203ZM209 185V184H208ZM211 185V184H210ZM236 185V184H235ZM235 185H233L234 186V188H235ZM245 185V184H244ZM248 185V186H249ZM255 185V184H254ZM259 185V184H258ZM188 186V185H187ZM214 185H212V187H213ZM217 186V185H216ZM241 184L239 185V188L241 189ZM243 186V185H242ZM257 186V185H256ZM255 186V187H256ZM260 186H261V183H260ZM146 187V186H145ZM148 187H146V188H148ZM196 187V186H195ZM198 187V185H197V188H199ZM231 188H232V185L230 186ZM244 187V186H243ZM245 187H247V186H245ZM254 187V186H253ZM263 187V185L261 186V188ZM142 188H144V187H142ZM192 188V187H191ZM217 188V187H216ZM231 188H229V189H231ZM237 188H238V186H237ZM238 188V189H239ZM257 188H259L260 189V187H258L257 186ZM256 188V189H257ZM136 189V188H135ZM145 189V188H144ZM150 189H152V187L150 188ZM156 189H155V191H156ZM182 189V188H181ZM188 189V188H187ZM195 188H193V190H194ZM240 189H239V191H240ZM247 189H249V188H247ZM251 189V188H250ZM249 189V190H250ZM263 189V188H262ZM140 190H142V189H140ZM147 190H149V189H147ZM146 190V191H147ZM191 190V189H190ZM207 190H209V189H207ZM206 190V191H207ZM211 190V189H210ZM214 190H215V188H214ZM217 190V189H216ZM221 190V189H220ZM228 190V189H227ZM245 190H246V188H245ZM244 190V191H245ZM261 190V189H260ZM259 190V191H260ZM145 191V192H146ZM153 192H154V190H152ZM181 191V190H180ZM222 191H224V190H222ZM230 191V190H229ZM231 191H232V189H231ZM237 191V190H236ZM243 191V190H242ZM246 191H248V190H246ZM245 191V192H246ZM257 191V190H256ZM255 191V192H256ZM262 191H264V190H262ZM261 191V192H262ZM148 192H150V191H148ZM182 192V191H181ZM199 192V191H198ZM202 192V191H201ZM211 192H213L212 190H211ZM216 192V191H215ZM226 192V191H225ZM224 192V194H226ZM249 192V191H248ZM248 192H246V193H248ZM254 192V193H255ZM260 192V193H261ZM158 193V192H157ZM192 192H188V194H191ZM200 193V192H199ZM199 193H197V191H196V193L194 194V192L192 193L193 194V196L195 197V195L196 194H199ZM233 193V192H232ZM231 193V194H232ZM241 193V192H240ZM250 193H251V191H250ZM249 193V194H250ZM253 193V192H252ZM263 193V192H262ZM126 194V193H125ZM128 194H130V193H128ZM132 195H133V190H132V193H131ZM179 194H180V192H179ZM183 194V193H182ZM202 194H204V193H202ZM206 194V193H205ZM204 194V195H205ZM208 194V193H207ZM213 194V193H212ZM215 194H221V196H222V193H215ZM215 194H214V196H215ZM228 194V193H227ZM231 194H230V196H231ZM257 194V193H256ZM264 194V193H263ZM122 195V194H121ZM181 195V194H180ZM180 195H179V198H180ZM203 195V196H204ZM211 195V194H210ZM238 195V194H237ZM241 195H243L242 193H241ZM255 195V194H254ZM259 194H257V197L259 198L260 196H258ZM190 196H192V195H190ZM199 196V195H198ZM198 196L196 195V197L198 198ZM201 196V195H200ZM220 196V195H219ZM227 196V195H226ZM225 196V197H226ZM230 196H227V197H229V198H231ZM235 196V195H234ZM243 196H245V194L243 195ZM247 196V195H246ZM245 196V197H246ZM251 198L253 197V196H251V195H249ZM188 196H186V198L185 199H188L187 198ZM194 197H192V198H194ZM195 197V198H196ZM205 197V196H204ZM213 197V196H212ZM215 197H217V196H215ZM214 197V198H215ZM223 197V196H222ZM242 197V196H241ZM254 197H256V196H254ZM191 198V197H190ZM210 198H211V196H210ZM233 198V197H232ZM244 198V197H243ZM262 197H260L259 199H261ZM181 199H182V197H181ZM206 199H207V197H206ZM209 199V198H208ZM213 199V198H212ZM235 199V198H234ZM233 199V201L235 202V205L234 206H236V208H238V206L236 205V202L237 201H235ZM242 199V198H241ZM256 199V198H255ZM189 200V199H188ZM194 200V199H193ZM193 200H192V202H193ZM196 200V199H195ZM214 200H216V199H214ZM230 200V199H229ZM246 200V199H245ZM250 200V199H249ZM253 200H254V198H253ZM253 200H251V201H248V203H251V202H253ZM181 201V200H180ZM187 201V200H186ZM190 201H191V199H190ZM202 201V200H201ZM213 201V200H212ZM112 202V201H111ZM115 202H117V201H115ZM182 202H184V201H182ZM203 202H204V200H203ZM208 202H210V201H208ZM216 202V201H215ZM230 202V201H229ZM246 202V201H245ZM256 202H258V199L256 200ZM262 202L264 203V201L262 200ZM185 203V202H184ZM187 203V202H186ZM189 203V202H188ZM187 203V204H188ZM194 203H196L197 204V202L196 201H194L193 202V204ZM201 204H204V203H202V202H200ZM231 203H233V202H231ZM237 203H239V202H237ZM258 203H260V202H258ZM117 204H118V202H117ZM192 204V203H191ZM190 203L188 204V205H191ZM193 204H192V206H193ZM200 204V205H201ZM213 204V203H212ZM216 204V203H215ZM229 204V203H228ZM227 204V205H228ZM252 204H255V206H256V204L257 203H251V208L254 206V205H252ZM260 204H262V203H260ZM111 205V204H110ZM115 205V204H114ZM177 205H178V202H177ZM186 205V204H185ZM184 205V206H185ZM198 205H199V202H198ZM205 205H207V204H205ZM211 204H209V206H210ZM214 205V204H213ZM239 205V204H238ZM244 205H247V204H244ZM264 205V204H263ZM113 206V205H112ZM179 206V205H178ZM191 206V207H192ZM208 206V205H207ZM209 206L208 207H206V214L208 215V210L210 209L209 208ZM229 206V205H228ZM242 206V205H241ZM248 206V205H247ZM246 206V207H247ZM254 206V207H255ZM115 207V206H114ZM214 207H217L216 205H214ZM230 207V206H229ZM231 207H233V206H231ZM262 207V206H261ZM261 207H260V205H258V208H260L261 209ZM113 208V207H112ZM199 208V207H198ZM243 208V207H242ZM245 208V207H244ZM250 208V207H249ZM248 207H247V210L249 209ZM257 208V207H256ZM10 209V208H9ZM8 209V210H9ZM219 209V208H218ZM217 209V210H218ZM230 209V208H229ZM231 209H233V208H231ZM253 209V208H252ZM32 210V209H31ZM180 211L182 214H179V216H181V215H187V217H188V219H191V218H195L196 216H197V218H199L197 221H196V219H195V221L197 222L195 225V227H193V223L191 224V222L189 223V222H187L186 224V226L187 227H185V228H187V229H184L185 231H184V233L183 234H173L172 235V233L173 232H177L176 231V229H175V231H171L172 230V228L174 227V225H176L175 224V222L177 221L176 219V215H177V211ZM194 210V211H193ZM199 210V209H198ZM214 211L216 210V209H213ZM216 210V211H217ZM222 210V209H221ZM221 210H219V211H221ZM235 210V209H234ZM239 210V209H238ZM254 210V209H253ZM258 210V209H257ZM11 211V210H10ZM10 211H8V212H10ZM111 210H110V208H109V211L108 212H110ZM230 211V210H229ZM239 211H241V210H239ZM238 211V212H239ZM249 211V210H248ZM255 211V213L256 214H258L259 215V213H258V211H256V210H254ZM28 212V211H27ZM107 212V213H108ZM179 212V213H180ZM236 212H237V210H236ZM242 212V211H241ZM246 212V211H245ZM244 212V210H243V215H245L246 216V214H244L245 213ZM253 212V211H252ZM262 212V211H261ZM261 212H260V214H261ZM30 214L28 215V216H26V218H24V220L22 221V219H21V221L22 222H15V223H17L16 224V227H13L14 229H12V232L9 230V237H8V232H7V235L5 234L4 236H6V237H8L7 239L8 240H16L17 241V237H19V235H22V232H24V230H25V232H26V226L28 225V222H30L29 220H31V216L33 215V214H31V212H29ZM106 213V214H107ZM197 213V212H196ZM199 213V214H200ZM210 213H211V210H210ZM213 213H215V212H213ZM221 213V212H220ZM220 213H219V215H220ZM223 213V212H222ZM230 213H233L232 211L230 212ZM262 213H264V210H263V212ZM110 214H112L113 215V212H111ZM249 214H250V212H249ZM253 214V213H252ZM252 214H250V215H252ZM255 214V216L256 217H258L257 215ZM206 215V216H207ZM234 215H237V213L235 214V212H234ZM248 215V214H247ZM254 215V214H253ZM263 215V214H262ZM23 216V215H22ZM105 216V215H104ZM103 216V217H104ZM108 216V215H107ZM106 216V217H107ZM210 216H212V215H209V217ZM261 216V215H260ZM112 217V216H111ZM114 217V216H113ZM182 217H184V216H182ZM215 217V218H214ZM213 218H214V220L217 218L216 216H214ZM223 217L224 216H222V219H223ZM234 217V216H233ZM237 217V216H236ZM236 217H234V219L236 218ZM242 217V216H241ZM248 217H249V215H248ZM247 217V218H248ZM253 217V216H252ZM251 217V218H252ZM108 218V217H107ZM181 218V217H180ZM219 218V217H218ZM232 218V217H231ZM245 218V217H244ZM260 218V217H259ZM20 219V218H19ZM183 219V218H182ZM185 219H187V218H184V220ZM222 219H221V221H222ZM233 219V220H234ZM246 219V218H245ZM241 220V222H245L246 220ZM250 219V218H249ZM249 219H248V221H249ZM254 219V218H253ZM262 219H264V218H262ZM180 220V219H179ZM239 220V219H238ZM252 220V219H251ZM256 220L257 219H255V221L254 222H256ZM101 221V220H100ZM103 221V222H104ZM185 221H187V220H185ZM210 221H212V220H210ZM223 221H224V219H223ZM222 221V222H223ZM248 221H246L247 223H248ZM260 221H261V218H260ZM225 222V221H224ZM227 222H228V220H227ZM226 222V223H227ZM234 222H235V220H234ZM237 222H239V221H237ZM243 222V223H244ZM251 222V221H250ZM253 222V221H252ZM263 222V221H262ZM99 223V222H98ZM177 223V222H176ZM219 223V222H218ZM221 223V222H220ZM230 223V222H229ZM229 223H228V225L227 224H225V223H222V224H224V226L222 225V227H220V229L221 228H223V229H230L229 227H231V226H229ZM236 223V222H235ZM261 223V222H260ZM182 225V223H179V225ZM191 224V225H190ZM253 224V223H252ZM98 225V224H97ZM97 225H96V227H97ZM220 225V224H219ZM235 225H237V224H235ZM238 225H240V224H238ZM254 225H255V223H254ZM257 225H259V224H257ZM13 226H15V225H13ZM29 226V225H28ZM77 226H79V225H77ZM192 226V227H191ZM240 226H243V225H240ZM246 226H248V225H246ZM251 226V225H250ZM249 226V227H250ZM253 226V225H252ZM256 226V225H255ZM262 226V225H261ZM264 226V225H263ZM95 227V228H96ZM99 227V226H98ZM103 226H102V228H104ZM105 227V228H106ZM183 227H184V225H183ZM233 228H234V226H232ZM235 227H239V226H235ZM249 227H248V229H249ZM260 227V226H259ZM28 228V227H27ZM75 228V227H74ZM78 228V227H77ZM100 228V227H99ZM99 228L97 229V230H99ZM102 228H100L101 230H102ZM104 228V229H105ZM116 228V227H115ZM120 228V227H119ZM122 228V227H121ZM178 229L180 228V227H177ZM232 228V229H233ZM251 228V227H250ZM263 228V227H262ZM79 229V228H78ZM78 229H76V230H78ZM164 230V233H163V235H161V233L160 232H162V231H159V230ZM238 229H240V227L238 228ZM238 229H234V231H238ZM245 229V228H244ZM247 229V230H248ZM80 230V229H79ZM92 230H93V228H92ZM91 230V231H92ZM94 230H96V229H94ZM93 230V231H94ZM105 230H107V229H105ZM105 230H102V231H105ZM109 230H110V227H109ZM109 230H108V232H109ZM119 230V229H118ZM117 230V231H118ZM181 230V229H180ZM241 231H242V229H240ZM247 230H245V231H247ZM260 230V228L258 229V231ZM264 230V229H263ZM74 231H75V229H74ZM86 231V230H85ZM91 231H89V232H91ZM93 231H92V233H93ZM121 231V230H120ZM122 231H123V229H122ZM157 231H159V233H160V235H158L157 234ZM221 231V230H220ZM230 231V230H229ZM240 231V232H241ZM245 231H243L244 233H245ZM249 231H250V229H249ZM248 231V232H249ZM255 231H257V230H255ZM261 231V230H260ZM79 232H81V230L79 231ZM83 232V231H82ZM100 232V231H99ZM172 232V233H171ZM179 232V231H178ZM222 232H223V230H222ZM230 232H233V230H231ZM240 232H238V233H240ZM242 232V233H243ZM248 232H247V234H248ZM77 234H78V231L76 232ZM87 233V232H86ZM98 232H95V234H97ZM103 233V232H102ZM106 233V232H105ZM122 233V232H121ZM221 233V232H220ZM224 233V232H223ZM229 233V232H228ZM237 233V232H236ZM254 233V232H253ZM259 233V232H258ZM80 234V233H79ZM83 234V233H82ZM89 234V233H88ZM119 234H120V232H119ZM171 234V235H170ZM225 234V233H224ZM233 234V233H232ZM260 234V233H259ZM74 235H75V232H74ZM85 235V234H84ZM87 235V234H86ZM91 234H89V236H90ZM98 235H100V234H98ZM102 235V234H101ZM105 235V234H104ZM109 235V234H108ZM215 235V236H214ZM221 235V234H220ZM226 235V234H225ZM229 235V234H228ZM239 235V234H238ZM241 235V234H240ZM239 235V237H241ZM249 235V234H248ZM257 235V234H256ZM256 235H255V237H256ZM76 236V235H75ZM74 236V237H75ZM94 236H96V235H93V237ZM106 236V235H105ZM105 236H102V237H105ZM232 236V238H233V235H231ZM250 236V235H249ZM252 236V235H251ZM254 236V235H253ZM261 236V235H260ZM259 236V237H260ZM71 237H73V236H71ZM82 237V236H81ZM85 237V236H84ZM83 237V238H84ZM92 237V238H93ZM219 237V238H220ZM238 237V236H237ZM258 237V236H257ZM259 237H258V239H259ZM262 237V236H261ZM20 238V237H19ZM77 238V237H76ZM75 238V239H76ZM82 238V239H83ZM95 238V237H94ZM226 238V237H225ZM236 238V237H235ZM250 238V237H249ZM263 238V237H262ZM262 238H261V240H262ZM0 239H3L4 241L6 240V238L4 239V238H2V236L0 237ZM85 239V238H84ZM100 239V238H99ZM105 239V238H104ZM230 238H228V239H226V240H228V242L230 241L229 240ZM238 238H236V240H237ZM241 239V238H240ZM245 239V238H244ZM248 239V238H247ZM247 239H245V240H247ZM251 239H252V237H251ZM254 239V238H253ZM19 240V239H18ZM71 240V238L68 240V241H70ZM81 240V239H80ZM86 240V239H85ZM89 240V241H88ZM87 241H88V243L91 241L90 240V237H89V239H88ZM93 240V239H92ZM232 240V239H231ZM239 240V239H238ZM237 240V241H238ZM249 240V239H248ZM7 241V240H6ZM84 241V240H83ZM86 241V242H87ZM100 241H101V239H100ZM234 241V240H233ZM242 241V239L239 241V243ZM264 241V240H263ZM71 242H72V240H71ZM81 242V241H80ZM85 241H84V243H86ZM94 242V241H93ZM97 242V241H96ZM95 242V243H96ZM232 242V241H231ZM249 243H250V241H248ZM251 242H253V240L251 241ZM76 243V242H75ZM87 243V244H88ZM91 243V242H90ZM98 243V242H97ZM227 243V244H226ZM243 243V241L241 242V244ZM248 243V244H249ZM77 244V243H76ZM76 244H75V247H76ZM80 243L78 242V244H77V246L79 245ZM93 245H94V243H92ZM247 244V243H246ZM69 245V244H68ZM92 245V246H93ZM95 245H97V244H95ZM99 245V244H98ZM243 245H245V244H243ZM67 246V245H66ZM74 246V245H73ZM86 246V245H85ZM87 246H89V244L87 245ZM92 246H90V247H92ZM238 246V245H237ZM236 246V247H237ZM246 246V245H245ZM244 246V247H245ZM241 247V246H240ZM240 247H239V250H241L240 249ZM95 248V247H94ZM234 248V249H233ZM263 248H264V246H263ZM63 249H65V248H63ZM72 249V248H71ZM74 249V248H73ZM93 249V248H92ZM247 249V248H246ZM70 249H68V250H66L67 251V253H68V251H69ZM85 250V249H84ZM237 250V249H236ZM236 250H234V251H236ZM244 250V249H243ZM259 250H261V249H259ZM89 251V250H88ZM230 251V252H231ZM238 251V250H237ZM236 251V252H237ZM64 252V254L66 253L65 251H63ZM84 252V251H83ZM235 252V253H236ZM241 252V251H240ZM67 253H66V255L65 256H67ZM242 253H245V252H241V254ZM260 253V252H259ZM64 254H60V255H64ZM85 254V253H84ZM237 254H238V252H237ZM261 254H262V252H261ZM232 255V254H231ZM231 255L229 254V258H231ZM233 255H234V253H233ZM236 255V254H235ZM239 255H240V253H239ZM260 256V255H259ZM258 256V257H259ZM64 257V256H63ZM69 257V256H68ZM243 256H241L240 258H242ZM250 257H252V256H250ZM256 257V256H255ZM262 257V256H261ZM60 258H62V256L60 257ZM228 258V259H229ZM234 258H236V256L234 257ZM232 259V258H231ZM231 259H230V261H231ZM251 259V258H250ZM250 259H249V261H250ZM256 259V258H255ZM62 260V259H61ZM59 261V262H64L63 260L62 261ZM233 260V259H232ZM238 260V259H237ZM259 260V259H258ZM262 260V259H261ZM262 261H264V260H262ZM58 262V263H59ZM67 262V261H66ZM227 262V263H226ZM251 263H254L255 262V260H254V262H253V260H251L250 261ZM260 262V261H259ZM68 263V262H67ZM67 263H65V264H67ZM68 263V264H69ZM232 263H233V261H232ZM231 263V264H232ZM235 263V262H234ZM62 264V263H61ZM228 264H230V262L228 263ZM255 264V263H254ZM262 264H263V262H262Z\"/></svg>",
  "mask_w": 264,
  "mask_h": 264
}]
</instances>
